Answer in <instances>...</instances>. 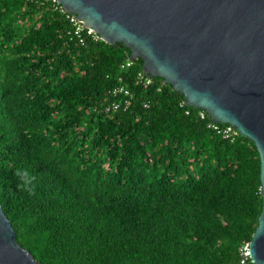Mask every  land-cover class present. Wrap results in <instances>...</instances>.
<instances>
[{
  "label": "trees",
  "instance_id": "obj_1",
  "mask_svg": "<svg viewBox=\"0 0 264 264\" xmlns=\"http://www.w3.org/2000/svg\"><path fill=\"white\" fill-rule=\"evenodd\" d=\"M81 36L49 0H0V205L17 242L45 264H252L254 144L161 77L137 83L122 43ZM117 85L131 104L106 112Z\"/></svg>",
  "mask_w": 264,
  "mask_h": 264
},
{
  "label": "water",
  "instance_id": "obj_2",
  "mask_svg": "<svg viewBox=\"0 0 264 264\" xmlns=\"http://www.w3.org/2000/svg\"><path fill=\"white\" fill-rule=\"evenodd\" d=\"M129 59L161 77L183 103L228 123L260 157L262 210L249 241L264 264V0H57ZM0 264H45L16 240L0 205Z\"/></svg>",
  "mask_w": 264,
  "mask_h": 264
},
{
  "label": "built area",
  "instance_id": "obj_3",
  "mask_svg": "<svg viewBox=\"0 0 264 264\" xmlns=\"http://www.w3.org/2000/svg\"><path fill=\"white\" fill-rule=\"evenodd\" d=\"M52 4V7L55 11H58L62 14L68 22L72 26L73 34L79 37V41L83 42L81 34L86 32V35H90L93 39H101L100 35L90 26L85 25L82 20H79L73 13L68 12L63 5L57 0H49ZM133 63V60L127 58L121 65V68L130 67ZM137 83L143 85H149L152 82V78L143 70L139 71L136 75ZM108 92L118 99L113 100L111 103L107 104L104 107L106 112H116L120 108L126 109L131 104L132 94L126 85H117L108 90ZM146 106V104H145ZM201 117L204 116V113L200 114ZM224 125H219L218 123H210L209 127L215 130L218 134H220L225 139L233 140L237 135H239L238 131L234 126L228 123H223ZM240 254L242 256L241 263H244L246 259H248L249 254V242H245L240 246Z\"/></svg>",
  "mask_w": 264,
  "mask_h": 264
},
{
  "label": "clouds",
  "instance_id": "obj_4",
  "mask_svg": "<svg viewBox=\"0 0 264 264\" xmlns=\"http://www.w3.org/2000/svg\"><path fill=\"white\" fill-rule=\"evenodd\" d=\"M16 174L18 176H21V179L23 181V185H18V187H24V190H28V191L34 193V189H35L34 184H31L30 187L28 186L30 184L28 172L27 171L22 172V171L18 170ZM32 179H34V178H32Z\"/></svg>",
  "mask_w": 264,
  "mask_h": 264
}]
</instances>
